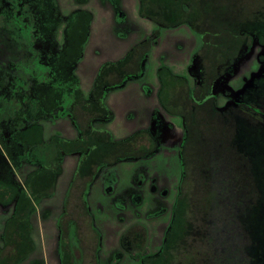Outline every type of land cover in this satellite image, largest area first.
Segmentation results:
<instances>
[{
	"label": "rangeland",
	"instance_id": "obj_1",
	"mask_svg": "<svg viewBox=\"0 0 264 264\" xmlns=\"http://www.w3.org/2000/svg\"><path fill=\"white\" fill-rule=\"evenodd\" d=\"M81 1L0 0V264H185L187 258L193 264L208 258L210 264H264V126L245 113L221 119L210 108L198 112L203 139L192 146L196 153L207 151L197 162L191 156V176L180 197L184 128L162 102L181 101L183 84L165 69L187 79L192 105V71L201 69L195 60L199 36L187 23L158 28L139 15L138 0ZM237 3L248 19L264 0ZM76 9L92 14L89 32L80 24L67 48L70 61L86 39L73 68L83 99L103 64L121 61L144 41L149 47L139 59L108 68L109 81L121 80L102 97L111 117L93 118L91 125L114 140L142 129L156 140L151 154L107 164L88 183L86 176L75 177L80 152L61 151L57 175L58 166L48 165L50 141L79 137L67 113L74 98L55 88L67 76L62 69L59 76L54 64L66 51V19ZM260 43L246 38L227 72L212 82L214 108H232L256 81L264 110ZM139 66V75H128ZM180 198L188 235L172 237L168 260L162 259ZM59 229L71 244L63 260ZM143 246L134 259L133 251Z\"/></svg>",
	"mask_w": 264,
	"mask_h": 264
},
{
	"label": "trees",
	"instance_id": "obj_2",
	"mask_svg": "<svg viewBox=\"0 0 264 264\" xmlns=\"http://www.w3.org/2000/svg\"><path fill=\"white\" fill-rule=\"evenodd\" d=\"M238 1L239 0H138V13L142 18L152 21L158 28L175 27L187 23L192 30L196 32L201 41V47L195 55L197 65L200 64L201 69H194L192 71L193 74H196L197 78V85L192 97V105H190L186 97L188 88L187 79L165 69L167 75L169 74L172 78L178 80L180 84H183L181 87V95L179 96L182 99L181 101L179 98L173 99V97H171L166 105L162 102V107L165 111L172 115H178L182 119L184 128V138L181 148L183 175L180 183V197H183L184 188L191 176V156L196 160L198 157L201 158L206 154L207 151L202 149L198 150L196 153V151H194L195 148L192 146H197L202 143L203 139L202 133L199 131V126L204 120L202 119L199 121L198 112L210 108L211 113L209 114H214L221 119H228L234 112L245 113L249 115L258 126H264V110L259 97L256 98L258 84L256 81L253 87L245 89L243 93L239 95V99L232 108L219 110L212 106L210 91L212 82L227 72L228 68L233 64L237 54L243 49L245 39L249 36H254L258 38L259 42H261L260 44L264 45V3L251 14V17L246 19L247 17L244 14V9L239 7ZM78 2L82 1L78 0ZM82 15L86 16V20L83 22H81ZM91 17L92 14L89 11L88 13H83L76 9L72 11L66 19L68 22V27L65 31L67 36L66 51H63L55 59L54 64L59 69H57L59 72L58 75L61 76L60 69H62L67 79L63 83L60 79L59 83L55 85V88L57 92L68 93L74 98L72 103L68 104L67 113L76 129L79 131V137L76 140L67 142L64 140H60L58 143L54 140L50 141L52 142V149L50 150V161L48 162L50 167L52 164L58 166L57 175L59 172L61 151L68 154L73 152L82 153L77 163L75 177L86 176L88 177L87 183L91 182L98 170L107 164L115 163L124 158H141L151 154L156 149L155 137L148 130H137L121 140H114L109 131L95 129L91 125V120L93 118L108 119L111 117L110 111L107 110L103 104L102 97L107 87L119 84L121 80L116 82L109 81L108 68L110 66L125 64L134 58L139 59L140 53L147 52L149 48L148 41H144V43H139L130 49L121 61L103 64L95 79L89 98L83 99L78 89L73 68L76 61L81 56V49L86 39L84 43L81 44V47H79V51H76L75 56L70 61L67 60V48H69L71 39L74 36L73 33L77 31V29L81 31L80 24L82 25L83 23V26H88L87 30L89 32ZM157 34L158 30L156 29L152 37L157 36ZM87 37L88 35L86 38ZM138 61L137 66L139 64ZM202 65H204V69ZM163 70L164 69H159L158 71L160 78ZM140 71L141 69L139 66L135 71L129 72L128 75H139ZM162 79L163 78H161L160 81H162ZM32 129L39 130V127L37 125H31L30 130ZM62 142L67 143L70 148L67 149L64 146H59L62 145ZM199 152L202 154H199ZM180 202L181 198L178 200L175 207L174 222L170 227L165 246L161 253L162 259L168 260L167 255L171 252L170 249L173 246L172 237L175 238V240L177 237L181 236L185 239L188 235L189 227L187 225H181V221L184 217L182 216L183 210ZM66 242L67 240H64V242L62 239L60 240L62 249L63 246L66 247ZM142 250H144V246L134 250L132 257L134 259L140 258ZM60 257H62L63 260L65 255L63 254V256H61L60 253ZM222 258L223 262L228 263L230 253L224 251ZM209 259L210 258L202 260L201 264H210V262L207 261ZM192 262L190 258H187L185 264H193Z\"/></svg>",
	"mask_w": 264,
	"mask_h": 264
},
{
	"label": "flooded vegetation",
	"instance_id": "obj_3",
	"mask_svg": "<svg viewBox=\"0 0 264 264\" xmlns=\"http://www.w3.org/2000/svg\"><path fill=\"white\" fill-rule=\"evenodd\" d=\"M59 231H60V233H59V238H58V245H59V249H60V252H61V254L63 253L64 255H68L69 256V254L68 253H70V250H71V244H69L68 243V238H67V245H66V247H64L63 246V249H62V246H60V240L62 239V241L64 242V240H66V235H65V233L63 232V230L61 231V229H59ZM68 236V235H67ZM71 253H72V251H71Z\"/></svg>",
	"mask_w": 264,
	"mask_h": 264
}]
</instances>
